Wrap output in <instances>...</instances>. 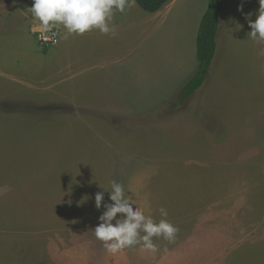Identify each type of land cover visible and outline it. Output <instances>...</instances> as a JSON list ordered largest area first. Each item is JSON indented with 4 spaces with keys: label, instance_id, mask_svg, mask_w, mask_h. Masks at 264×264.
<instances>
[{
    "label": "rangeland",
    "instance_id": "1",
    "mask_svg": "<svg viewBox=\"0 0 264 264\" xmlns=\"http://www.w3.org/2000/svg\"><path fill=\"white\" fill-rule=\"evenodd\" d=\"M209 2L137 5L116 14L115 38L61 26L41 46L28 2L0 0V264H136L90 231L112 181L155 221L199 206L180 252L193 264H264V42L248 36L260 4L224 0L216 58L181 101Z\"/></svg>",
    "mask_w": 264,
    "mask_h": 264
},
{
    "label": "clouds",
    "instance_id": "2",
    "mask_svg": "<svg viewBox=\"0 0 264 264\" xmlns=\"http://www.w3.org/2000/svg\"><path fill=\"white\" fill-rule=\"evenodd\" d=\"M259 4L255 21L248 19L251 28L248 36L258 43L264 42V0H259ZM136 6L137 0H33L29 10L45 32L62 26L64 39L92 31L115 38L118 35L114 23L116 14H126ZM237 10L242 12L243 4ZM37 34L39 36V32ZM103 190L94 198L95 208L99 211L103 207V212L98 217L97 226L90 231L109 255L116 256L126 249L156 253L159 251L156 240L175 242L179 228L167 219V209H158L162 218L156 222L144 208L135 206L122 183L112 181L110 191ZM105 192L108 193V202L105 201Z\"/></svg>",
    "mask_w": 264,
    "mask_h": 264
},
{
    "label": "trees",
    "instance_id": "3",
    "mask_svg": "<svg viewBox=\"0 0 264 264\" xmlns=\"http://www.w3.org/2000/svg\"><path fill=\"white\" fill-rule=\"evenodd\" d=\"M171 0H137V5L149 14L160 12ZM30 7L33 0H27ZM224 0H210L197 35V71L182 89L181 101L190 99L203 86L217 54V38ZM41 44V43H40ZM41 46H44L41 44ZM47 49H44L46 52ZM180 101V102H181Z\"/></svg>",
    "mask_w": 264,
    "mask_h": 264
},
{
    "label": "crops",
    "instance_id": "4",
    "mask_svg": "<svg viewBox=\"0 0 264 264\" xmlns=\"http://www.w3.org/2000/svg\"><path fill=\"white\" fill-rule=\"evenodd\" d=\"M40 30H42V29H40ZM39 44H40V42H39ZM104 64H106V61L104 62ZM205 195H207V194L203 193V196H205ZM184 203L179 205L176 213L169 214L167 217L169 222H171L172 224H174L175 226H177L179 228V232L176 236L175 242L168 243L167 241L160 239V240L155 241L156 244L158 245V248H159V251L156 253L146 252V254H144L139 249H134L133 252H131V249H126L124 252H122L116 256H111L108 254V258L109 257H114L115 259L128 258V260L131 263H132L131 259H133V261L136 264H181V263L182 264H193L192 261H188L186 259V256L184 254H180V252L182 250H184L183 246L185 244L182 237H184L186 233H187V235L188 234L190 235L189 228H188L189 222L191 221L192 218L197 217V216H195V214L197 211H199L200 208H198L199 206L190 200L189 201L187 200V203H188L187 205H183ZM194 207H196V208H194ZM146 208H148L147 212L152 211V205H146ZM151 216L154 219V216L153 215H151ZM255 217H258V216H251L249 219L252 220ZM161 218H162L161 216L158 217L156 219V222H159V220ZM202 218H203L202 220H204L205 216L203 215ZM186 225H187V227H186ZM222 233H223V235L226 234V222H224ZM229 233L234 235L236 233V231L232 230ZM189 235H188V237H189ZM210 236L212 237V235H209L208 238ZM163 243H165L164 247H162V245H161ZM165 248L167 249L166 252L164 251ZM206 263H207L206 261H203L201 263L194 262V264H206ZM78 264H85V263L78 262Z\"/></svg>",
    "mask_w": 264,
    "mask_h": 264
},
{
    "label": "built area",
    "instance_id": "5",
    "mask_svg": "<svg viewBox=\"0 0 264 264\" xmlns=\"http://www.w3.org/2000/svg\"><path fill=\"white\" fill-rule=\"evenodd\" d=\"M39 41L42 45H50L55 44L58 42L60 34L56 29H53L52 31L45 32L43 30L39 31Z\"/></svg>",
    "mask_w": 264,
    "mask_h": 264
}]
</instances>
